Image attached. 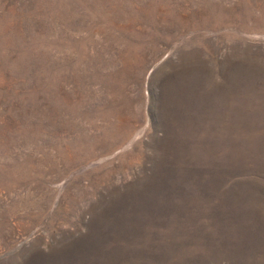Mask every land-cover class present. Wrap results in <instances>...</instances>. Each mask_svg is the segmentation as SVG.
I'll return each instance as SVG.
<instances>
[{
  "label": "rangeland",
  "instance_id": "1",
  "mask_svg": "<svg viewBox=\"0 0 264 264\" xmlns=\"http://www.w3.org/2000/svg\"><path fill=\"white\" fill-rule=\"evenodd\" d=\"M0 264H264V0H0Z\"/></svg>",
  "mask_w": 264,
  "mask_h": 264
}]
</instances>
